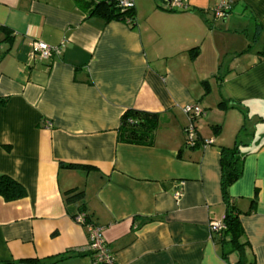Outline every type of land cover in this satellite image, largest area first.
<instances>
[{"label": "crops", "instance_id": "0c3cea01", "mask_svg": "<svg viewBox=\"0 0 264 264\" xmlns=\"http://www.w3.org/2000/svg\"><path fill=\"white\" fill-rule=\"evenodd\" d=\"M77 1L0 0V174L25 191L0 196V264H92L72 188L116 264H234L210 222L225 214L219 148L242 124L228 193L247 258L264 264V0H232L226 17L221 0H133L134 26ZM33 40L60 55L31 60ZM190 103L204 110L193 146ZM128 108L159 113L152 145L117 141Z\"/></svg>", "mask_w": 264, "mask_h": 264}, {"label": "trees", "instance_id": "16d2710c", "mask_svg": "<svg viewBox=\"0 0 264 264\" xmlns=\"http://www.w3.org/2000/svg\"><path fill=\"white\" fill-rule=\"evenodd\" d=\"M77 2L92 6L91 15H100L106 20L121 19L126 22L129 21V25L134 26L133 8L122 9L118 6L117 0H87L86 2ZM207 84V81H203L205 93L208 90ZM218 106L226 108L236 107V105H226L224 101L218 103ZM159 120V113L128 108L120 117L117 129V141L131 145H152ZM219 130V125L213 126L215 133ZM250 135V133L246 132L244 124H242L235 135L233 144L219 148L220 187L225 204V214L222 220L224 228L216 231L217 234L214 238L220 245L224 258L227 259L229 256L234 255V264H254L253 260H249L245 254L247 243L242 240L243 230L239 220V211L228 193L231 184L242 175L243 162L246 156V139ZM24 194V188L18 182L5 174H0V196L9 201L23 197ZM82 196L83 192L81 190L77 191L75 188L63 192L66 204L79 201V211L74 214V218L79 213H83L85 221L93 224L85 211V203L81 201ZM251 203L253 205L255 199Z\"/></svg>", "mask_w": 264, "mask_h": 264}, {"label": "built area", "instance_id": "2783aa9c", "mask_svg": "<svg viewBox=\"0 0 264 264\" xmlns=\"http://www.w3.org/2000/svg\"><path fill=\"white\" fill-rule=\"evenodd\" d=\"M118 6L122 9L133 8V0H117ZM170 6L186 7L184 0H169ZM232 7V0H221L213 7V12L217 17H226ZM129 22V21H127ZM61 52V46H51L40 40H33L31 42V51L29 58L36 61L50 62L53 57L59 56ZM185 113L188 116V123L183 128L186 145L193 146L196 144V126L195 120L204 114V110L197 103H190L184 108ZM50 123H48L49 125ZM211 142V141H207ZM181 196V191L176 190L174 198L177 200ZM75 221L87 227V245L86 249L91 255L92 264H116L113 255L110 253L107 246V242L103 237L101 228L90 224L85 221L84 214L79 213L75 218ZM224 228L222 221H211L210 229L212 231H219Z\"/></svg>", "mask_w": 264, "mask_h": 264}, {"label": "rangeland", "instance_id": "374dc122", "mask_svg": "<svg viewBox=\"0 0 264 264\" xmlns=\"http://www.w3.org/2000/svg\"><path fill=\"white\" fill-rule=\"evenodd\" d=\"M259 46H261V45H259Z\"/></svg>", "mask_w": 264, "mask_h": 264}, {"label": "water", "instance_id": "95a60500", "mask_svg": "<svg viewBox=\"0 0 264 264\" xmlns=\"http://www.w3.org/2000/svg\"><path fill=\"white\" fill-rule=\"evenodd\" d=\"M169 1V0H168Z\"/></svg>", "mask_w": 264, "mask_h": 264}]
</instances>
